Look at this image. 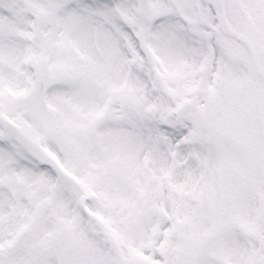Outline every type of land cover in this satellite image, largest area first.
Returning <instances> with one entry per match:
<instances>
[{
	"label": "snow or ice",
	"instance_id": "snow-or-ice-1",
	"mask_svg": "<svg viewBox=\"0 0 264 264\" xmlns=\"http://www.w3.org/2000/svg\"><path fill=\"white\" fill-rule=\"evenodd\" d=\"M0 264H264V0H0Z\"/></svg>",
	"mask_w": 264,
	"mask_h": 264
}]
</instances>
